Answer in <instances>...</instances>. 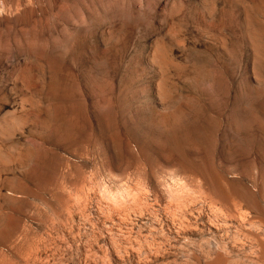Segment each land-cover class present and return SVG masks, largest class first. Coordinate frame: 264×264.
Instances as JSON below:
<instances>
[{
  "label": "rangeland",
  "instance_id": "rangeland-1",
  "mask_svg": "<svg viewBox=\"0 0 264 264\" xmlns=\"http://www.w3.org/2000/svg\"><path fill=\"white\" fill-rule=\"evenodd\" d=\"M263 34L264 0H0V264H264Z\"/></svg>",
  "mask_w": 264,
  "mask_h": 264
},
{
  "label": "bare ground",
  "instance_id": "bare-ground-1",
  "mask_svg": "<svg viewBox=\"0 0 264 264\" xmlns=\"http://www.w3.org/2000/svg\"><path fill=\"white\" fill-rule=\"evenodd\" d=\"M261 9V8H260ZM249 11V10H248ZM250 12V11H249ZM248 13V12H247ZM247 15V14H246ZM262 15V14H261ZM257 19V16H255ZM255 23V22H254ZM249 24L251 25V20L249 21ZM253 26V25H252ZM261 26V25H260ZM262 27V26H261ZM259 30V29H258ZM253 31V30H252ZM263 33L262 30L257 31L256 33L253 32L252 33V37H261L262 35L259 33ZM264 35V34H263ZM162 55V54H161ZM165 56V55H164ZM158 61L161 63L163 62V58L161 56L158 55ZM164 64V63H163ZM162 65V64H161ZM245 110V109H244ZM253 115V114H252ZM104 116V115H103ZM26 118V117H25ZM102 118V117H101ZM256 118V117H255ZM27 119V118H26ZM26 119H24L23 117H21L20 115H15V114H11L8 118L4 117V120H2V122L0 123V139L2 136H7L9 134H13L15 132H19L23 126L25 128V124L27 121ZM4 121V122H3ZM106 121V120H105ZM108 121V119H107ZM255 122V120H253ZM104 124V123H103ZM110 126V125H108ZM263 126V125H261ZM111 127V126H110ZM245 128V127H244ZM262 128V127H261ZM109 132V131H108ZM10 137V136H9ZM6 138V137H5ZM11 156V155H10ZM8 154L2 152L0 150V162H3L1 164L4 163H9L11 161V158ZM14 160V159H12Z\"/></svg>",
  "mask_w": 264,
  "mask_h": 264
}]
</instances>
